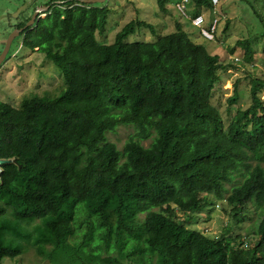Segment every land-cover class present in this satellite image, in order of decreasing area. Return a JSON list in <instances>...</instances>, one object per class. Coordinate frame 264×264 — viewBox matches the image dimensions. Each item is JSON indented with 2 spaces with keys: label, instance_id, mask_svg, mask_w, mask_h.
I'll list each match as a JSON object with an SVG mask.
<instances>
[{
  "label": "trees",
  "instance_id": "16d2710c",
  "mask_svg": "<svg viewBox=\"0 0 264 264\" xmlns=\"http://www.w3.org/2000/svg\"><path fill=\"white\" fill-rule=\"evenodd\" d=\"M54 1L63 3L22 32L23 46L42 47L49 20L61 16L75 36L105 32L107 6ZM195 1L214 9L211 0ZM168 2L158 0L161 12ZM240 2L264 32V0ZM141 27L152 25L132 20L113 44L99 46L91 103L81 104L69 78L61 94L32 92L18 105L0 99V159L16 160L1 165L0 264L29 247L51 264H264V80H251L246 108L233 105L242 95L235 83L226 125L212 97L220 70L234 64L180 24L154 44L126 42ZM238 43L253 61V41ZM183 46L191 48L186 77L176 65ZM121 123L137 128L122 150L107 140ZM218 200L236 220L250 203L261 209L257 232L244 239L227 228L216 237L179 219L178 211L190 220L212 212Z\"/></svg>",
  "mask_w": 264,
  "mask_h": 264
},
{
  "label": "rangeland",
  "instance_id": "374dc122",
  "mask_svg": "<svg viewBox=\"0 0 264 264\" xmlns=\"http://www.w3.org/2000/svg\"><path fill=\"white\" fill-rule=\"evenodd\" d=\"M34 1V3H32ZM182 0H169L168 11L161 12L158 0H106L95 4H102L110 8L108 23L105 32L93 29L89 35L82 31L78 36L73 34L74 24L66 27L61 24L60 18L49 20V39L42 47L35 49L23 46L22 32L15 35L14 41L7 57L0 65V99L18 105L21 99L32 92L44 93L47 90L61 94L66 89V78L71 79L80 89L81 104H89L91 100V78L97 70L101 59L99 46L113 44L117 34L132 20H144L152 25L141 27L137 32L129 35L126 42L138 41L154 44L160 37H165L177 31L178 24L188 32L190 37L198 44H204L212 54L220 56L221 60H228L234 64L225 70H220L221 79L216 85L212 102L221 111L226 125L230 120L228 114L229 98L234 94L235 83L240 81L242 86L239 102L233 104L243 108L248 107L252 100L250 89L251 80L259 78L264 80V32L257 21L255 14L240 0H220L214 9L196 7V1L190 0L187 6L189 17L182 15L177 4ZM62 1L50 0H0V40L7 38L14 32L19 22H28L36 6H50L62 4ZM30 4L26 9L22 6ZM49 8V10H50ZM48 10V11H49ZM39 14L47 18V12ZM196 14L205 17L204 28L209 29L212 19L218 18V31L216 40H209L201 35V29L192 24L191 18ZM38 20V19H37ZM36 20V21H37ZM229 23V24H228ZM80 24V23H79ZM34 25V24H33ZM228 25V26H226ZM25 26V25H23ZM227 27V28H226ZM76 34V33H75ZM250 38L255 49L253 61L245 56L240 40ZM59 44V45H58ZM3 51V48L0 50ZM191 48L183 46L176 65L182 75L186 77L190 71ZM198 62L205 66V59L199 54ZM61 66V67H60ZM66 76V77H65ZM64 88L63 90H61ZM264 98V89L262 92ZM137 133L133 124H119L113 131L107 133V140L114 142L119 149H123L130 136ZM150 139H144L145 146ZM256 162L253 161V164ZM232 184H228V189ZM227 195V194H226ZM231 206L226 200H218L216 208L208 212L207 208L192 215L178 211L181 221L188 222L191 229L206 232L211 236H219L230 228L231 235L240 234L247 239L257 232L262 218L261 209L254 204L247 205L240 219H234ZM243 216V217H242ZM256 237V236H255ZM2 264H51L49 259L40 254L34 247L27 248L17 257H4Z\"/></svg>",
  "mask_w": 264,
  "mask_h": 264
},
{
  "label": "water",
  "instance_id": "95a60500",
  "mask_svg": "<svg viewBox=\"0 0 264 264\" xmlns=\"http://www.w3.org/2000/svg\"><path fill=\"white\" fill-rule=\"evenodd\" d=\"M84 3H97V2H104L106 0H81ZM34 3V1L32 2ZM30 4H27L25 6H22V8L19 10L18 13H20L22 10L26 9ZM50 8V6H38L33 14V16L31 17V19L26 23V25L24 27L21 28H15L14 32L12 34H10L7 38H4L2 40H0V43H4V48L3 51L0 54V65L2 64V62L4 61V59L7 57L10 48L12 46V43L14 41L15 35L18 34L23 31L25 28L31 27L37 19L40 18L39 13L44 12V11H48ZM15 159H0V173L2 171L1 165L4 163H10V162H15Z\"/></svg>",
  "mask_w": 264,
  "mask_h": 264
},
{
  "label": "built area",
  "instance_id": "2783aa9c",
  "mask_svg": "<svg viewBox=\"0 0 264 264\" xmlns=\"http://www.w3.org/2000/svg\"><path fill=\"white\" fill-rule=\"evenodd\" d=\"M189 2L190 0H182L177 4L178 11L185 17H189L187 13V6ZM211 2L215 8L219 4L220 0H211ZM191 21L194 26L199 27L201 29V33L205 38L209 40L215 39V31L218 24L217 19L213 20L209 29L203 27V25L205 24V17L203 14H196L194 17L191 18Z\"/></svg>",
  "mask_w": 264,
  "mask_h": 264
},
{
  "label": "flooded vegetation",
  "instance_id": "af4514ba",
  "mask_svg": "<svg viewBox=\"0 0 264 264\" xmlns=\"http://www.w3.org/2000/svg\"><path fill=\"white\" fill-rule=\"evenodd\" d=\"M36 8H37V6H36ZM36 8L34 9V11L36 10ZM26 25V24H25ZM21 27H24V26H21ZM21 27H18V28H21Z\"/></svg>",
  "mask_w": 264,
  "mask_h": 264
}]
</instances>
